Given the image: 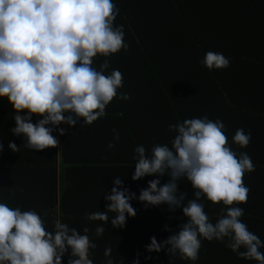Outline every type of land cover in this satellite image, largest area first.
I'll return each instance as SVG.
<instances>
[{
    "label": "clouds",
    "instance_id": "9594fccd",
    "mask_svg": "<svg viewBox=\"0 0 264 264\" xmlns=\"http://www.w3.org/2000/svg\"><path fill=\"white\" fill-rule=\"evenodd\" d=\"M118 12L112 0H0V97H6L15 112L16 126L10 131L26 141L20 147L9 142L12 152L22 147L35 151L56 148L59 141L53 131L66 134L59 125L71 127L78 121L91 125L106 115V106L123 87V75L119 70L105 75L109 60H104L100 70L93 60L128 49L123 26H114ZM200 63L213 70L228 67L230 61L222 53L209 51ZM119 99L130 96L121 93ZM33 116L40 117L35 124ZM224 128L219 119H186L169 125V131L176 132L171 147L155 145L151 156L144 146L135 148L133 181L153 175L168 177L163 185L159 178L150 180L141 189L139 201L146 208L167 205L170 212L182 209L185 218L178 231L163 242L151 237L147 252L159 253L167 246V254L196 261L202 240L226 241V247L240 258L264 264L260 251L264 242L241 222L243 208L234 206L247 202L250 189L243 177L255 171V165L246 152L237 154L228 146ZM113 133L119 141L118 132L113 129ZM232 139L245 148L251 134L238 129ZM114 146L108 144L109 149ZM3 150L0 143V153ZM183 179L190 182L194 199L178 190ZM9 195L15 196L12 188ZM202 197L223 204L217 222L212 223L205 213ZM104 199L108 202L105 211L91 213L86 219L107 223L108 213H114L112 226L123 228L127 217H135L130 201L137 199L136 193L124 187L122 179L113 180L111 194ZM165 230L171 232L167 225ZM104 231L97 226L96 235ZM83 232L81 235L59 221L50 232L34 210L21 211L0 203V264H62L69 250L67 264H93L90 249L96 244L90 241L87 227ZM110 253V248L105 250L106 257ZM106 264L113 261L108 259ZM133 264H139V253Z\"/></svg>",
    "mask_w": 264,
    "mask_h": 264
},
{
    "label": "trees",
    "instance_id": "16d2710c",
    "mask_svg": "<svg viewBox=\"0 0 264 264\" xmlns=\"http://www.w3.org/2000/svg\"><path fill=\"white\" fill-rule=\"evenodd\" d=\"M182 2L178 5L185 7V0ZM210 2L215 8L213 14H118L117 26L122 25L124 33L131 26L147 24L149 51L143 54L118 52L107 58L99 55L94 58L100 60V65L105 59L109 60L105 75L113 70L122 73L123 87L117 90L118 96L121 93L130 96L123 100L127 107L122 117L132 139L138 146H144L147 156H151L155 145L171 147L176 132L169 131V125L206 116L211 121H222L228 146L237 154L246 152L252 160L248 149L235 144L232 138L238 129H243L245 134L250 132L252 140L264 129V0L192 3L205 7ZM126 36L129 44L127 32ZM209 51L222 53L230 61L229 66L208 70L200 61ZM112 103L106 106V113L109 108H115ZM70 129L77 128L71 126ZM77 133L70 137L75 139ZM252 162L255 171L243 177L245 186L250 189L247 202L234 206L243 208L241 222L264 242V171L260 170L264 162ZM145 178L147 183L159 178L161 185L168 180L167 175ZM178 190L187 193V199L195 198L186 179L178 183ZM201 202L210 221L217 222L223 204H213L203 197ZM141 205L145 207L142 202ZM148 208L143 216H150L153 234L166 231L167 221H185L182 209L170 212L167 205H149ZM155 238L159 241L158 236ZM202 246L206 255L202 261L206 264H259L240 258L226 247V241L202 240ZM260 251L264 252V247Z\"/></svg>",
    "mask_w": 264,
    "mask_h": 264
},
{
    "label": "crops",
    "instance_id": "0c3cea01",
    "mask_svg": "<svg viewBox=\"0 0 264 264\" xmlns=\"http://www.w3.org/2000/svg\"><path fill=\"white\" fill-rule=\"evenodd\" d=\"M196 1L200 0H185L183 7L178 5L183 3L182 0H152V3L151 0H112L119 9L118 14L214 13L212 2L199 7L192 3ZM118 14L114 26L119 22ZM146 30L147 24L134 28L131 26L126 31L130 39L129 47L120 52H148L150 40ZM99 61L93 60L95 68L100 69ZM111 106L115 108H109L105 116L86 127L81 124L82 121L74 126L77 129H70L66 124L59 125V128L66 129V134L61 136L58 129L53 131L52 134L59 141L56 148L35 151L22 147L14 153L8 148L9 142L20 147L26 141L23 136H16L10 131L16 126L15 112L7 98L0 97V143L4 144V150L0 153V203H6L11 208L20 207L21 211L34 210L45 221L46 230L50 232L54 231L57 221L75 228L81 235L85 234L83 229L87 227L90 241L96 244L94 249H90L89 258L93 264H106L108 259L113 264H133L138 253L139 264H206L202 261L206 259L203 246L196 261L183 260L179 254H167V246L159 253L146 251L145 246L150 244L151 237L158 236L157 242H163L170 234L178 231V226L185 221H167L165 225L171 232L159 230V233L153 234L150 216H143L149 208L141 205L138 199L141 189L148 187L147 179L132 180L136 161L133 157L138 155L135 153L138 143L132 139V133L128 132L122 117V111L127 106L119 99L118 91ZM39 118L33 116L32 123L35 124ZM113 129L118 132L119 141L114 140ZM74 132H78L75 139L70 137ZM110 142L115 145L111 149L108 148ZM244 149H248L252 160L262 164L264 129L255 138L252 137ZM260 170L264 171V167ZM115 178L122 179L123 186L137 196V199L130 201L136 215L127 217L123 228L112 226L111 217L114 213H108L110 219L107 223L86 219L91 213L105 211L108 202L104 197L111 194ZM9 188L15 191L14 197H10ZM97 226L105 228L101 236L96 235ZM108 248L111 253L106 257L105 250ZM69 256L70 250L62 258V264H67Z\"/></svg>",
    "mask_w": 264,
    "mask_h": 264
}]
</instances>
